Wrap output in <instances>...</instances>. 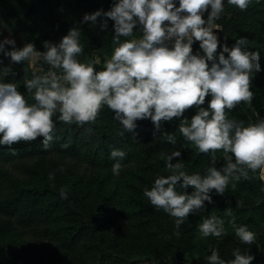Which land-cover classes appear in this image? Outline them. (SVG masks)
<instances>
[{
  "label": "trees",
  "instance_id": "16d2710c",
  "mask_svg": "<svg viewBox=\"0 0 264 264\" xmlns=\"http://www.w3.org/2000/svg\"><path fill=\"white\" fill-rule=\"evenodd\" d=\"M118 0H0V25L6 24L1 36L15 30H28L27 42L45 51L44 41L59 43L73 27L81 29V63L91 62L97 71L113 52L114 22L101 31L99 22L92 27L83 24L85 14L103 9L109 11ZM221 19L228 35L223 39L231 47L235 40L247 37L250 51H259L262 71L254 74L251 91L252 108L264 118V0H252L241 12L224 0ZM207 19V14H205ZM102 22L103 18H99ZM132 38H139V27ZM222 46V44L220 43ZM194 53L199 51L193 47ZM100 58V63L96 61ZM36 71L32 62L14 64L0 53V68L11 67L8 74L0 71V82L16 83L29 103L24 81L33 73L43 75L49 66ZM210 99V97L208 98ZM207 106V101L206 105ZM195 109L185 113L191 119ZM231 118L255 122L252 109L241 103L230 113ZM53 142L48 151L41 142H20L12 149L0 146V264H174L175 259L198 252L200 264L217 250L222 259L230 260L239 248L255 257L253 264H264V181L259 173L229 185L224 196L212 192V203L205 202L200 212L190 215L174 235V220L163 210L157 211L143 195L157 176H167L166 157L182 153L173 163L183 162L188 174L204 175L210 156L200 154L178 132L179 121L165 122L163 130L176 136V144L157 135L150 120L137 121L133 133L121 135V126L106 106L94 122L79 126L57 120ZM135 137V138H134ZM67 145V147H62ZM125 152L120 161L124 167L114 176L116 162L110 152ZM223 152L217 153V169L224 166ZM63 171H59V169ZM55 179L49 180V173ZM67 189V199L59 195ZM192 189L188 192L191 194ZM237 202L242 207H237ZM231 207L236 224L256 233L252 245L242 244L229 226L224 211ZM211 213L225 221L226 232L211 243L198 239V225Z\"/></svg>",
  "mask_w": 264,
  "mask_h": 264
},
{
  "label": "clouds",
  "instance_id": "9594fccd",
  "mask_svg": "<svg viewBox=\"0 0 264 264\" xmlns=\"http://www.w3.org/2000/svg\"><path fill=\"white\" fill-rule=\"evenodd\" d=\"M227 3L244 12L252 0ZM224 10V0H178V6L177 0H118L107 12L85 14L81 23L95 27L99 22L101 31L107 30L109 20L114 22L113 52L101 71L91 62L79 61L84 49L78 27L71 28L58 44L44 41L43 52L33 43L17 48L14 39L0 40V53L12 63L30 65L38 60L49 66L45 74L33 73L32 79L24 81L32 103L16 83L0 82V146L12 149L22 141L39 139L48 151L54 139V116L60 122L83 126L94 122L105 106L119 122L121 135L135 132L137 121L150 120L154 139L159 135L174 145L175 134L163 130V124L179 121L177 130L185 141L198 153L210 156L206 173L188 174L181 160L173 163L182 155L175 151L165 158L170 174L157 176L151 189L143 191L157 211L173 218L174 235L179 237V229L190 215L203 210L205 202H213V190L224 196L230 184L234 189L241 178H249V172H258L264 181V118L252 108L254 92L250 90L254 74L262 71L260 53L248 49L247 37L235 40L231 47L220 45L219 25L214 22ZM138 27L141 36L132 38ZM5 28L6 24L0 25V35ZM197 42L200 51L194 53ZM9 45L11 51L6 50ZM10 70L0 68L5 74ZM241 103L252 109L255 122L246 124L230 117ZM190 109L196 114L188 119L185 113ZM218 152H223L225 161L219 170ZM125 155L119 149L110 152L116 161L114 176L120 175ZM54 179L55 173H49V180ZM59 195L67 199V189L61 187ZM237 207L242 203L237 202ZM224 215L242 244L255 242L256 233L236 224L231 207ZM224 224L211 213L198 225L197 238H220L226 232ZM232 256L226 261L214 249L205 260L206 264H253L255 260L239 248Z\"/></svg>",
  "mask_w": 264,
  "mask_h": 264
},
{
  "label": "rangeland",
  "instance_id": "374dc122",
  "mask_svg": "<svg viewBox=\"0 0 264 264\" xmlns=\"http://www.w3.org/2000/svg\"><path fill=\"white\" fill-rule=\"evenodd\" d=\"M177 6H178V0H177ZM215 24L219 25V30L218 32L216 33L219 37V42L222 44H225L223 42V39L225 38L226 35H228L227 31L225 30L224 26L222 24H220L219 22H214ZM27 34H28V30L23 28L21 30H15L13 31L12 33H10L9 35L7 36H1L0 35V40H3V39H6V38H10V39H14L16 41V47L17 48H22L27 42ZM193 47L197 48L199 51V42H197L196 44L193 45ZM6 50L7 51H11V46H6ZM39 51V50H37ZM96 61L98 63H100V58L96 57ZM32 66L34 67V69L36 71H39V70H43L44 67L42 66V61H38V60H33L32 61ZM207 243H211V238H206L204 239ZM200 261V258H199V254L197 251L194 252L193 255H186L185 258H182V259H175L174 261V264H200L199 263ZM145 264H153L152 262L150 261H147Z\"/></svg>",
  "mask_w": 264,
  "mask_h": 264
}]
</instances>
